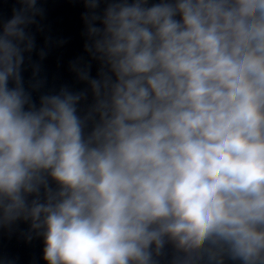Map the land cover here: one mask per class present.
Wrapping results in <instances>:
<instances>
[{
	"label": "clouds",
	"instance_id": "obj_1",
	"mask_svg": "<svg viewBox=\"0 0 264 264\" xmlns=\"http://www.w3.org/2000/svg\"><path fill=\"white\" fill-rule=\"evenodd\" d=\"M82 2L84 116L24 86L39 0L0 16V225L47 264H264V0Z\"/></svg>",
	"mask_w": 264,
	"mask_h": 264
},
{
	"label": "water",
	"instance_id": "obj_2",
	"mask_svg": "<svg viewBox=\"0 0 264 264\" xmlns=\"http://www.w3.org/2000/svg\"><path fill=\"white\" fill-rule=\"evenodd\" d=\"M19 6L16 0H0V16L8 19L13 9ZM38 7L43 14L37 16L36 23L30 27L35 48L25 53L22 70L24 86L37 102L42 94L59 91L62 87L73 92L87 90L86 99L79 105L80 115L84 116L94 100L87 82L79 79L73 64L89 66L93 77L100 69L98 61L85 50L88 38L83 17L87 9L82 0H39ZM103 7L101 5L100 10ZM91 127L89 122L86 133L91 131ZM49 183L54 190L57 188L51 178ZM44 247L43 236L31 228L30 221L19 219L0 225V264H47ZM180 255L171 243H167L154 259L156 264H174ZM226 264L233 262L227 261Z\"/></svg>",
	"mask_w": 264,
	"mask_h": 264
}]
</instances>
